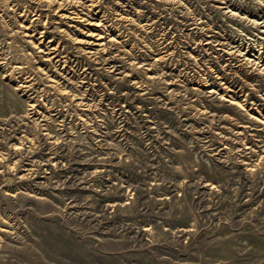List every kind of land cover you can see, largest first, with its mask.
I'll list each match as a JSON object with an SVG mask.
<instances>
[{
	"label": "rangeland",
	"instance_id": "obj_1",
	"mask_svg": "<svg viewBox=\"0 0 264 264\" xmlns=\"http://www.w3.org/2000/svg\"><path fill=\"white\" fill-rule=\"evenodd\" d=\"M0 264H264V0H0Z\"/></svg>",
	"mask_w": 264,
	"mask_h": 264
}]
</instances>
